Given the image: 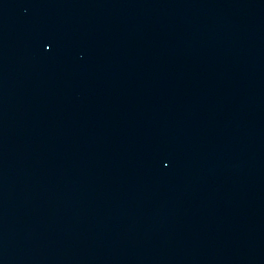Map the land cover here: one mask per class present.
Listing matches in <instances>:
<instances>
[{
    "label": "water",
    "instance_id": "95a60500",
    "mask_svg": "<svg viewBox=\"0 0 264 264\" xmlns=\"http://www.w3.org/2000/svg\"><path fill=\"white\" fill-rule=\"evenodd\" d=\"M0 264H264V0H0Z\"/></svg>",
    "mask_w": 264,
    "mask_h": 264
}]
</instances>
